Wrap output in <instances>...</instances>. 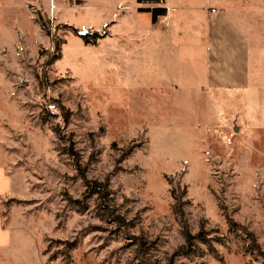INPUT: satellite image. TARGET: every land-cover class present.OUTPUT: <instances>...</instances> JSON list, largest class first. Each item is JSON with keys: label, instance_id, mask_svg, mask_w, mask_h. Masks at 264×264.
Returning <instances> with one entry per match:
<instances>
[{"label": "rangeland", "instance_id": "374dc122", "mask_svg": "<svg viewBox=\"0 0 264 264\" xmlns=\"http://www.w3.org/2000/svg\"><path fill=\"white\" fill-rule=\"evenodd\" d=\"M0 131V264H264V0H0Z\"/></svg>", "mask_w": 264, "mask_h": 264}, {"label": "trees", "instance_id": "16d2710c", "mask_svg": "<svg viewBox=\"0 0 264 264\" xmlns=\"http://www.w3.org/2000/svg\"><path fill=\"white\" fill-rule=\"evenodd\" d=\"M138 2H158V0H138ZM143 11L149 12L151 16V21L154 23L156 22L157 18L160 16H164L166 14V10L164 7H146L145 9H142ZM41 28H45V25L41 21ZM105 35V33H85L81 35V37L85 40L86 43H94L97 39L102 38ZM57 48V47H56ZM53 55V54H52ZM56 57V55H55ZM53 57H46L44 59V64L48 65L52 62V60L55 58ZM37 78V77H36ZM69 154L71 156H75L73 151H69ZM77 170H79V174L84 179V186H85V196H96V199L98 201V208L102 210V214L107 217L109 220L114 221L116 224L121 225L124 224L123 219L119 217V215H116L115 212V205L113 198L111 196V191L108 186V182L98 181L95 179H86L84 176L83 171L81 170L79 164L77 163ZM172 198L174 199V210L175 213L179 216V220L181 223V232L184 237V244H182L181 249L184 251H190L192 246L194 245L195 240H199L203 242L205 239L203 237V231H199L198 233L192 234L188 230L187 220L185 218L184 210H183V203L181 201V197L183 196V191L180 193H175L173 190L171 191ZM76 202H79L76 200ZM228 219V226L231 229H234L237 225L230 217ZM245 232V230H243ZM246 233V232H245ZM249 238V243L247 244V249L251 252L253 250H256L259 255L263 256V252L259 249V246L256 243V240L251 232L246 233ZM207 241V240H206ZM208 242V241H207ZM209 244V243H208Z\"/></svg>", "mask_w": 264, "mask_h": 264}, {"label": "crops", "instance_id": "0c3cea01", "mask_svg": "<svg viewBox=\"0 0 264 264\" xmlns=\"http://www.w3.org/2000/svg\"><path fill=\"white\" fill-rule=\"evenodd\" d=\"M161 7H164L166 9V6ZM1 140L2 139L0 138V248H7L11 243L12 233L11 227L3 225L2 222L1 199L5 196L10 198L14 196V185L11 172L7 169V166L9 164L8 160H10V155H7L5 153V148L3 147V142H1Z\"/></svg>", "mask_w": 264, "mask_h": 264}, {"label": "water", "instance_id": "95a60500", "mask_svg": "<svg viewBox=\"0 0 264 264\" xmlns=\"http://www.w3.org/2000/svg\"><path fill=\"white\" fill-rule=\"evenodd\" d=\"M78 33H79V35H83V34L86 33V30H81V31H79Z\"/></svg>", "mask_w": 264, "mask_h": 264}, {"label": "built area", "instance_id": "2783aa9c", "mask_svg": "<svg viewBox=\"0 0 264 264\" xmlns=\"http://www.w3.org/2000/svg\"><path fill=\"white\" fill-rule=\"evenodd\" d=\"M48 107H49V108H53V105H52V104H50V105H48Z\"/></svg>", "mask_w": 264, "mask_h": 264}]
</instances>
